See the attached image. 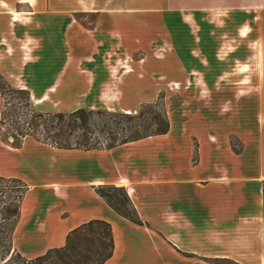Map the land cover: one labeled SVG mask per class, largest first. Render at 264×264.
Here are the masks:
<instances>
[{
  "label": "crops",
  "instance_id": "crops-1",
  "mask_svg": "<svg viewBox=\"0 0 264 264\" xmlns=\"http://www.w3.org/2000/svg\"><path fill=\"white\" fill-rule=\"evenodd\" d=\"M263 40L264 0H0V73L34 108L128 112L163 91L169 122L111 148L0 139V176L27 186L13 248L33 258L101 219L103 264H264ZM100 185L123 187L143 224Z\"/></svg>",
  "mask_w": 264,
  "mask_h": 264
},
{
  "label": "trees",
  "instance_id": "trees-1",
  "mask_svg": "<svg viewBox=\"0 0 264 264\" xmlns=\"http://www.w3.org/2000/svg\"><path fill=\"white\" fill-rule=\"evenodd\" d=\"M0 127L11 128L7 141L20 147L26 136L64 149L111 148L142 137L167 132L169 122L158 103H143L135 114L107 109L77 108L69 112H44L34 108L26 89L12 87L0 73ZM164 110V109H163ZM152 117L142 119L145 113ZM106 117L101 126L98 120ZM13 193L6 197V191ZM26 184L16 177L0 176V264H103L114 250L111 225L101 219H91L70 230L65 243L49 248L42 255L27 258L12 246V234L20 214ZM97 193L120 215L143 224L123 187L100 185ZM5 198V199H4ZM11 251V253H10ZM9 256H4V255ZM224 264H237L218 259Z\"/></svg>",
  "mask_w": 264,
  "mask_h": 264
},
{
  "label": "rangeland",
  "instance_id": "rangeland-1",
  "mask_svg": "<svg viewBox=\"0 0 264 264\" xmlns=\"http://www.w3.org/2000/svg\"><path fill=\"white\" fill-rule=\"evenodd\" d=\"M90 19L88 18L87 20H85V22H87V21H89ZM260 34H262V33H260ZM36 51H35V54L36 55H41L42 53H44V51L42 50L43 48H42V45H40V44H36ZM67 52H69V49L67 50ZM46 53H48V51L46 52ZM261 53H262V58L264 59V40H263V43H262V47H261ZM261 58V57H260ZM261 58V59H262ZM258 70L260 71V79H259V81H258V84L260 85V87H262V86H264V63H261V62H259V64H258ZM244 81H247V83L246 82H244V85H249L250 84V82H249V79L247 80V78H244ZM184 96H186V95H184ZM259 96V100L263 103L264 102V94H260V95H258ZM252 97V95H250V94H243V99H244V101H247V102H249L250 101V98ZM227 102H229L230 100H235V98H234V96L233 95H227ZM168 102H169V100H168ZM143 103H148V102H143ZM149 103H158V111L160 112V113H162L163 111H165V113H166V106H165V93L163 92V91H160L159 93H158V95H157V97L152 101V102H149ZM142 104V103H141ZM141 104H139L138 105V107H137V109L135 110V111H128V112H125V113H130V114H135V113H137L138 111H139V109H140V106H141ZM170 104V103H169ZM170 106V105H169ZM36 108V107H35ZM164 109V110H163ZM40 111H44V112H54V111H48V110H40ZM62 111H64V112H69L70 110H62ZM114 111H120V110H114ZM121 112H124V111H121ZM152 113H145L144 114V116H143V118L142 119H134V120H131L129 123H131V124H136V123H140V121H142V120H144V119H148L149 120V118H151L152 117ZM166 115H167V113H166ZM106 117H103V118H101V120H98L97 122H98V124L101 126V124L103 123V121H106ZM11 130V128H8V129H6V128H4V127H0V138H7V133H8V131H10ZM234 143L237 145V146H239V143H238V141H236V140H234ZM13 192L11 191V190H7L6 191V194H7V198H8V195H11ZM5 199V198H4ZM2 220H0V223H2L1 222ZM1 251V250H0ZM2 252V251H1ZM0 252V253H1ZM10 253H11V251H10ZM4 256H9V254L8 255H4Z\"/></svg>",
  "mask_w": 264,
  "mask_h": 264
}]
</instances>
